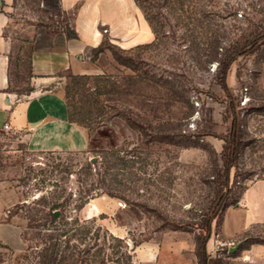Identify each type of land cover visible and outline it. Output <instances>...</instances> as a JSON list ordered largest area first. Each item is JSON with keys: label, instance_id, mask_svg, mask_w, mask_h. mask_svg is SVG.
Returning a JSON list of instances; mask_svg holds the SVG:
<instances>
[{"label": "rangeland", "instance_id": "1", "mask_svg": "<svg viewBox=\"0 0 264 264\" xmlns=\"http://www.w3.org/2000/svg\"><path fill=\"white\" fill-rule=\"evenodd\" d=\"M192 6L178 21L177 14L160 4L158 37L147 21L145 29L133 34L141 40L137 42L141 47L131 53L133 68L114 60L110 45L121 46L101 27L105 48L94 59L92 50L90 60L98 71L90 75H108L116 85L95 104L91 126L80 125L86 132L84 149L30 151L19 132L0 131V198L8 200L2 210L4 219L19 227L18 233L13 225L0 226V244L8 246L0 245V264H20L25 215L32 202L50 194L69 201L68 219H94L102 232L123 239L136 263L199 264L194 223L209 213L215 199L218 173L223 170V137L231 122L228 98L217 82L218 59L231 43L264 28V0H196V12ZM189 13L193 24L186 26ZM6 15L10 20L5 33L18 39L12 50L9 89L27 93L32 87L31 39L39 29L63 30L66 24L59 17L57 0H12ZM71 74L60 73L58 83L51 86L63 97ZM226 82L242 129L230 173L232 194L239 200L212 221L208 264H258L244 250L231 255L235 236H224L221 225L225 210L239 206L244 188L264 179V43L236 57ZM81 100L79 92L68 98L76 106ZM115 108L124 109L139 129L112 115ZM121 145L141 158L136 164L141 167L139 179L124 191L127 202L99 194L74 211L85 163L98 151ZM256 231L264 235V225Z\"/></svg>", "mask_w": 264, "mask_h": 264}, {"label": "trees", "instance_id": "2", "mask_svg": "<svg viewBox=\"0 0 264 264\" xmlns=\"http://www.w3.org/2000/svg\"><path fill=\"white\" fill-rule=\"evenodd\" d=\"M134 2L141 9L155 38L159 35L157 9L161 3L166 6L167 10L177 14L178 21L186 12L185 8H189L190 5H193L192 10L196 12V0H134ZM3 5V0H0V7ZM190 14L192 13L186 15L189 19L186 26L193 24ZM63 31L69 38L77 37L76 32L67 25ZM261 43H264V28L251 31L238 41L231 43L224 48L222 57L218 59L217 82L228 98L227 109L230 112L231 122L228 132L223 137V170L221 174L218 173L219 188L215 199L209 213L204 214L198 222L194 223L196 228L194 241L199 264H208L207 242L212 232V221L219 216L223 208L239 200L238 195L232 194L233 182H230V173L238 158L242 129L226 82L227 73L236 57L255 50ZM140 47L141 44L129 49L110 45L114 60L129 68H133L131 53ZM104 48L105 41L102 40L93 49L92 59L103 52ZM69 78L70 82L65 87L64 96L67 118L77 125L90 127L93 109L98 108L95 104L99 102L102 94L112 89L115 90L116 84L108 75L71 74ZM31 89L32 87L28 88L29 91ZM78 92L83 98L81 100L83 103L79 106L70 104L68 98ZM112 115L122 118L132 129L140 127L124 109L115 108ZM140 161V157L137 158L131 154L130 150L123 145L98 151L94 159L85 163L84 176L79 180L82 189L74 203V211H79L90 198L99 194H106L127 202L124 191L139 179L138 173L141 167L136 164ZM60 197L61 195L54 194H50L49 198L42 196L32 202L33 205L28 208V213L25 215L27 223L20 232V237L25 244L20 264H139L132 260L131 253L123 239L110 233L107 234L106 231L102 232L100 226L94 225V219H80L79 217L68 219L65 212L69 201L66 198L60 199ZM138 205L144 209L148 208L147 203ZM259 225H264V223H253L235 235L236 249L231 252L232 256L248 249L254 243L264 245L263 233L256 231ZM173 228H176V225H173ZM0 245L8 248L3 243ZM135 246L136 243H133V247ZM2 261L0 256V262Z\"/></svg>", "mask_w": 264, "mask_h": 264}, {"label": "crops", "instance_id": "3", "mask_svg": "<svg viewBox=\"0 0 264 264\" xmlns=\"http://www.w3.org/2000/svg\"><path fill=\"white\" fill-rule=\"evenodd\" d=\"M0 11V131L19 132V139L30 151L82 150L87 139L84 128L67 118L64 97L52 87L59 74H91L98 67L90 60L92 50L106 35L123 48H129L139 37H133L139 29H145L146 20L134 0H57L59 17L74 30L76 38H69L63 30L39 29L35 32L30 52L32 89L16 93L9 89L10 62L14 42L5 33L10 18L6 8L12 0H3ZM52 86V87H51ZM8 200L0 198V226L18 225L4 219L2 207ZM264 222V179L252 182L242 192L238 207L227 208L221 230L226 237H234L251 224ZM0 241L3 238L0 236ZM253 262L264 264V245L252 244L244 250Z\"/></svg>", "mask_w": 264, "mask_h": 264}, {"label": "built area", "instance_id": "4", "mask_svg": "<svg viewBox=\"0 0 264 264\" xmlns=\"http://www.w3.org/2000/svg\"><path fill=\"white\" fill-rule=\"evenodd\" d=\"M3 128L4 129H6V130H9L10 129V127H9V125L7 124V123H5L4 125H3ZM232 244H233V242H231ZM221 245H224V243H220Z\"/></svg>", "mask_w": 264, "mask_h": 264}]
</instances>
